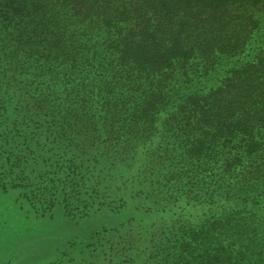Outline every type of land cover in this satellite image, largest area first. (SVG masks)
<instances>
[{"label": "trees", "instance_id": "trees-1", "mask_svg": "<svg viewBox=\"0 0 264 264\" xmlns=\"http://www.w3.org/2000/svg\"><path fill=\"white\" fill-rule=\"evenodd\" d=\"M4 121L45 159L15 177L37 212L81 223L130 182L199 211L169 218L158 263L264 264V0H0Z\"/></svg>", "mask_w": 264, "mask_h": 264}, {"label": "rangeland", "instance_id": "rangeland-1", "mask_svg": "<svg viewBox=\"0 0 264 264\" xmlns=\"http://www.w3.org/2000/svg\"><path fill=\"white\" fill-rule=\"evenodd\" d=\"M11 46L15 45L11 43ZM4 126L15 133L12 145L0 141V264H81V259L89 264H160L156 261L160 257L156 255L157 251L148 253L147 249L157 242L162 228L170 223L169 218L199 212L192 213L191 206L183 200L185 196L170 207L155 212L152 206L144 207L139 203V197L130 200L133 197L130 182L119 189L112 185L115 182L109 181L105 182L110 187L104 182L98 186L101 196L96 201L98 206L94 203L90 205L92 210L98 212L92 211L88 220L78 223L65 214L63 206L52 210L46 208L44 214L37 212L28 203L25 190L17 180L25 175L26 164L36 168L43 166L45 159H31L33 157L30 158L23 150L26 145L20 138L22 126L12 128V123L4 121L0 125V136L5 132ZM50 162L56 163L53 160ZM47 172L54 174L49 169ZM124 173L126 176L131 174L128 170ZM41 177V185L53 178L48 174ZM12 180L19 186L13 188ZM114 194L119 196L117 201ZM189 195V192L186 193V196ZM169 209L168 212L164 211ZM73 239L81 242L75 251L69 248V242ZM89 243L91 248L87 249ZM58 253L59 261L53 260ZM151 255L154 257L151 258Z\"/></svg>", "mask_w": 264, "mask_h": 264}]
</instances>
